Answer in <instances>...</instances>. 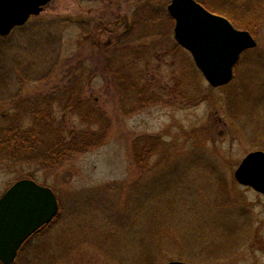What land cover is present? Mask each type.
<instances>
[{"label":"rangeland","instance_id":"374dc122","mask_svg":"<svg viewBox=\"0 0 264 264\" xmlns=\"http://www.w3.org/2000/svg\"><path fill=\"white\" fill-rule=\"evenodd\" d=\"M198 1L258 42L223 86L177 42L171 0H51L0 36V137L33 142L0 156V196L32 178L60 205L11 264H264V194L235 177L264 151V0Z\"/></svg>","mask_w":264,"mask_h":264},{"label":"water","instance_id":"95a60500","mask_svg":"<svg viewBox=\"0 0 264 264\" xmlns=\"http://www.w3.org/2000/svg\"><path fill=\"white\" fill-rule=\"evenodd\" d=\"M51 0H0V35L38 15ZM174 35L193 55L214 86L229 82L241 53L256 46L249 30L239 29L225 16L197 0H171ZM236 179L264 194V151L248 153L235 171ZM59 203L52 188L31 178L16 181L0 198V260L13 262L21 245L41 226L53 220ZM163 264H187L175 260Z\"/></svg>","mask_w":264,"mask_h":264},{"label":"trees","instance_id":"16d2710c","mask_svg":"<svg viewBox=\"0 0 264 264\" xmlns=\"http://www.w3.org/2000/svg\"><path fill=\"white\" fill-rule=\"evenodd\" d=\"M258 3H260V2H258ZM144 14L147 17L148 16L152 17L153 12H152V10L148 9L147 11H145ZM227 16L229 17V15H227ZM134 18H135V21H138L139 23H142V19L143 18L141 16L136 17V15H135ZM249 29L252 31L251 28H249ZM137 33H138L136 35L137 39L141 38L142 37L141 36L142 35L141 32L139 30H137ZM151 35H153V34H151ZM4 54H5V52L3 50H0V80H1V77H2V75L4 73V69H5V66H6L5 65V56H4ZM59 66H60V63L58 64V67ZM20 130H21V127L19 125H16L15 127H13L11 135L14 136V137H12L9 140H7V142H3L4 138L2 139L0 137V156L1 157H4L5 159H9V161L13 160V161L20 162L21 159H22L21 158L22 155H19V154L23 153V152H21L22 149H23L24 153H25L24 159H26L27 155L32 150L31 145L33 146V142H31L32 144L31 143H27V142H22L21 138H17L16 136L18 135V131H20ZM77 137H80V136L79 135H74L73 139H76ZM77 142H78V145H76V146H67V143H66V146H65L64 150H61V151L59 150V151H57V155L56 154H53V155L56 156L58 160H60V159H63L70 150H72L74 153H78V152L84 151L87 148V146H88L84 142H81V141H77ZM51 157H53V156H51ZM44 159L46 160V157H44Z\"/></svg>","mask_w":264,"mask_h":264}]
</instances>
